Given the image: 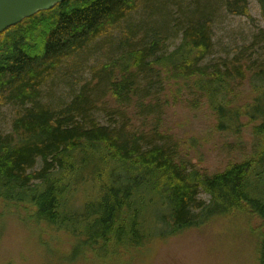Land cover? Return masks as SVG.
Segmentation results:
<instances>
[{
  "label": "trees",
  "instance_id": "trees-1",
  "mask_svg": "<svg viewBox=\"0 0 264 264\" xmlns=\"http://www.w3.org/2000/svg\"><path fill=\"white\" fill-rule=\"evenodd\" d=\"M144 1L69 0L0 34V108L19 109L10 134L0 131V251L14 222L44 250L45 263L65 234L70 242L60 262L120 264L124 248L141 255L153 234L168 239L200 226L203 214L237 212L257 219L255 264H264V75L252 74L253 104L226 112L231 83L246 76L237 59L202 65L213 49L209 22L188 25L170 53L156 54V42L125 53L117 74L122 81L111 83L110 94L123 107L137 92L150 97L154 78L162 86L165 76L176 96L191 90L206 98L218 131L237 133L242 117L261 120L254 129L256 153L221 173L186 174L170 151L143 149L138 136L102 127L82 92L60 111L41 102V87L65 61L111 35ZM223 3L227 14L247 15V0ZM261 35L264 46V30ZM138 72L145 81L140 91L132 85ZM199 193L210 197L208 205L198 201Z\"/></svg>",
  "mask_w": 264,
  "mask_h": 264
},
{
  "label": "rangeland",
  "instance_id": "rangeland-1",
  "mask_svg": "<svg viewBox=\"0 0 264 264\" xmlns=\"http://www.w3.org/2000/svg\"><path fill=\"white\" fill-rule=\"evenodd\" d=\"M247 8L246 16H231L223 0H145L111 35L65 61L55 76L41 87V102L60 111L82 92L97 108L93 115L102 127L138 136L143 149L170 151L174 161L184 165L186 174L221 173L256 153L260 140L254 129L261 120L242 117L244 127L237 133L218 131L206 98L191 90L176 96L174 82L166 80L165 76L160 78L163 87L157 85L155 82L159 79L154 78L150 97L143 99L137 92L123 107L111 98L110 87L113 81H122L118 77V66L126 58L125 53L144 50L153 42L160 45L156 54L170 53L180 44L188 25L209 22L213 49L202 65L224 66L237 59L246 76L231 83L230 102L224 103L226 112L253 104L256 91L251 84V78L255 79L252 74L264 75L261 38L264 15L259 0H247ZM141 74H136L132 84L137 91L145 86ZM18 110L12 105L0 108L3 134H10ZM39 168L40 162L36 166ZM197 199L205 205L210 203V197L204 193H199ZM200 222V226L168 239L153 234L142 247L141 255L136 256L132 250L124 248L128 254L122 255L120 264H255L256 218L237 212L214 213L203 214ZM27 231L14 222L11 224L1 237L0 259H10L16 264H71L63 258L60 262L59 258L70 242L65 234L59 235L52 246L57 249V255L45 263L48 257L44 258V250ZM48 241L45 235V242Z\"/></svg>",
  "mask_w": 264,
  "mask_h": 264
},
{
  "label": "water",
  "instance_id": "water-1",
  "mask_svg": "<svg viewBox=\"0 0 264 264\" xmlns=\"http://www.w3.org/2000/svg\"><path fill=\"white\" fill-rule=\"evenodd\" d=\"M69 0H0V34L39 12H47Z\"/></svg>",
  "mask_w": 264,
  "mask_h": 264
},
{
  "label": "bare ground",
  "instance_id": "bare-ground-1",
  "mask_svg": "<svg viewBox=\"0 0 264 264\" xmlns=\"http://www.w3.org/2000/svg\"><path fill=\"white\" fill-rule=\"evenodd\" d=\"M39 13H40V12H39ZM37 14H38V13H37ZM37 14H35V15H37ZM35 15H34V16H35ZM32 17H33V16H32ZM28 19H29V18H28ZM22 22H23V21H22ZM11 28H12V27H11ZM7 30H8V29H7Z\"/></svg>",
  "mask_w": 264,
  "mask_h": 264
}]
</instances>
